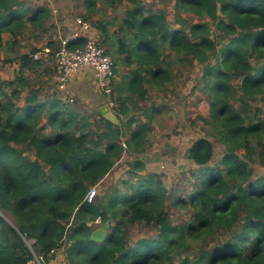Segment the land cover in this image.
Segmentation results:
<instances>
[{"label": "trees", "instance_id": "trees-1", "mask_svg": "<svg viewBox=\"0 0 264 264\" xmlns=\"http://www.w3.org/2000/svg\"><path fill=\"white\" fill-rule=\"evenodd\" d=\"M97 1L86 0L87 8ZM126 1L121 19L93 25L115 57L113 72L128 68L117 82L114 74L105 94L118 123L100 112L81 115L50 76H26L23 68H42L35 51L19 55L13 79L0 77V264H27L33 252L49 264L60 249L67 264H264V175L253 177L250 165L264 164V0H175L177 26L142 0ZM48 17L45 6L0 0V47L4 32L16 38ZM177 62L200 65L204 120L226 150L212 164L211 141H192L186 157L197 164L195 182L169 196L161 174L145 171L142 158L152 121H138L132 109L151 90L171 87ZM255 100L263 107H253ZM124 152L132 158L127 178L88 201ZM169 199L187 208V220L172 222ZM108 218L105 239L93 240ZM137 225L145 233L133 238Z\"/></svg>", "mask_w": 264, "mask_h": 264}, {"label": "rangeland", "instance_id": "rangeland-1", "mask_svg": "<svg viewBox=\"0 0 264 264\" xmlns=\"http://www.w3.org/2000/svg\"><path fill=\"white\" fill-rule=\"evenodd\" d=\"M20 1L27 7L33 5L47 7L49 9L48 21H52V23L66 16H80L88 20L91 27L97 20L115 22L121 19L128 6L126 0H122L115 6L98 0L93 10L87 8L86 0ZM142 1L145 7L156 11H164L167 15V19L171 23H174L175 0ZM182 15L192 22L200 21L198 17L189 13H182ZM174 25L177 26L176 23H174ZM50 28H53V24ZM111 29H113V25ZM4 36L7 39L6 48H8L9 44L7 41L10 40V34L4 32ZM59 45H56V48L53 50L59 48ZM111 56L115 61V57L112 54ZM50 57H52V55H50ZM8 58L9 56H6V54L2 59L0 58V70L4 73H12L13 63L6 61ZM49 61L55 63L52 58H49ZM127 69V67L122 66L119 72V66H117L116 72L114 71L116 82L119 79V74L127 71ZM201 73V67L196 63L189 64L177 62L175 65L176 77L170 84L171 87L166 89L164 87L161 90H151L150 96L149 94L147 96V101H139L138 104L134 106V109H132L133 116L138 121H146L148 119L152 121L150 133L152 132L153 138L152 141L147 144L146 150L142 153V158L145 162V171L158 172L161 174L162 181L169 191V196H172L177 189L183 187L191 188L195 182L194 178L191 176V171L197 168V164L186 157V150L192 141L200 137H205L211 141L213 145V155L210 163L212 164L219 162L226 150L224 143L219 141L217 137L212 134L211 129L204 120V118H207L209 115V104L206 94L201 90ZM69 99L64 98L65 101L72 104L73 99L71 101ZM143 103H146L148 106L153 104L154 111H144ZM127 104L130 108H133L131 106V101ZM252 104L253 107H263V102L260 100H255ZM72 105L74 108L76 107L75 104ZM139 106L141 108H138ZM121 118H123V120L126 119L122 114ZM131 159L129 153L124 152L122 157L116 161L112 170L98 185H96V193L101 194L106 188H109L118 180L127 178V170L129 169V161ZM250 165L253 167V177L264 175V164L254 162ZM119 185L121 186V184ZM166 203L167 210L174 224L181 223L188 219L189 213L187 212V208L178 209L170 205V199L167 200ZM6 218L9 219L7 216ZM144 233L145 229L139 225L131 228V236L133 238L143 236ZM49 264H67L62 249L57 251L56 256Z\"/></svg>", "mask_w": 264, "mask_h": 264}, {"label": "crops", "instance_id": "crops-1", "mask_svg": "<svg viewBox=\"0 0 264 264\" xmlns=\"http://www.w3.org/2000/svg\"><path fill=\"white\" fill-rule=\"evenodd\" d=\"M22 4L24 7H27L24 3ZM36 7L38 6L33 5L29 8L35 9ZM52 24L53 28H50V26L52 27ZM76 27L77 24L75 22V17L72 16H66L61 20H56L54 23H52V21H46V23L41 26L33 27L28 25L26 31L22 34H18L16 38L12 37L11 35L9 36L10 40L7 41L9 44L8 48H6L7 39L3 33L2 46L0 47V58L2 59L5 54L6 56L8 55V59H11L10 63H13V67L12 73H4L2 70H0V77L4 79L14 78L15 73L20 66L19 55L29 53L31 51H38L42 48H47L49 49L48 56L41 59L43 63L41 69L23 68V71L26 76L32 78L42 77V79H47L50 76L52 83H54V63H51L49 58L54 60L53 53L55 50L53 49L56 48V45L60 44L61 39L70 34L76 29ZM87 34L100 40V33L94 26L91 27ZM50 55H52V57H50ZM58 92L62 99H69L71 97L73 99L72 104H75L76 110H78L81 115L90 116V119H92V116L96 115L97 113H101V110L105 106L109 105V99L98 88L94 70L90 67H82L75 71L69 79L67 90L65 92ZM24 95L25 92L23 93V96ZM152 138L153 134L151 132L148 136L147 144L152 141Z\"/></svg>", "mask_w": 264, "mask_h": 264}, {"label": "built area", "instance_id": "built-area-1", "mask_svg": "<svg viewBox=\"0 0 264 264\" xmlns=\"http://www.w3.org/2000/svg\"><path fill=\"white\" fill-rule=\"evenodd\" d=\"M77 27L70 34L60 41V46L54 52V81L58 91H66L71 75L82 67H90L94 70L97 86L106 95L111 93V80L114 77L113 57L108 54L105 47L98 39L91 37L87 32L91 24L83 17H75ZM80 37L87 38V41L79 47L69 48L70 41ZM49 49L42 48L33 53L34 59H43L48 56ZM70 101L72 98L69 99ZM113 102L109 100L111 106ZM96 194L95 187H92L87 194V200L92 201ZM27 264H42L40 258L33 252V257Z\"/></svg>", "mask_w": 264, "mask_h": 264}, {"label": "water", "instance_id": "water-1", "mask_svg": "<svg viewBox=\"0 0 264 264\" xmlns=\"http://www.w3.org/2000/svg\"><path fill=\"white\" fill-rule=\"evenodd\" d=\"M102 116L108 121L116 124L118 123V117L116 113L112 110L110 105L105 106L101 110ZM110 224V219L108 218L104 223L96 227L90 234V237L95 241H103L108 233V227Z\"/></svg>", "mask_w": 264, "mask_h": 264}]
</instances>
